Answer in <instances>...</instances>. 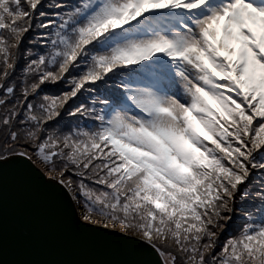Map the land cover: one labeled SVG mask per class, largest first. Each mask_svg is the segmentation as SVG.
<instances>
[{
  "label": "snow or ice",
  "instance_id": "snow-or-ice-1",
  "mask_svg": "<svg viewBox=\"0 0 264 264\" xmlns=\"http://www.w3.org/2000/svg\"><path fill=\"white\" fill-rule=\"evenodd\" d=\"M88 264H264V0H0V183Z\"/></svg>",
  "mask_w": 264,
  "mask_h": 264
},
{
  "label": "water",
  "instance_id": "water-1",
  "mask_svg": "<svg viewBox=\"0 0 264 264\" xmlns=\"http://www.w3.org/2000/svg\"><path fill=\"white\" fill-rule=\"evenodd\" d=\"M121 258L72 231L46 194L5 175L0 183V264H88Z\"/></svg>",
  "mask_w": 264,
  "mask_h": 264
}]
</instances>
